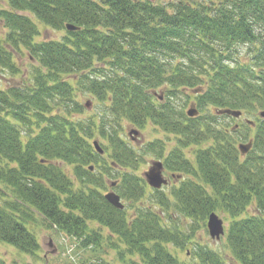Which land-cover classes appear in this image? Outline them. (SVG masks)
I'll return each instance as SVG.
<instances>
[{"label": "trees", "instance_id": "1", "mask_svg": "<svg viewBox=\"0 0 264 264\" xmlns=\"http://www.w3.org/2000/svg\"><path fill=\"white\" fill-rule=\"evenodd\" d=\"M8 4L0 9L6 28L0 67L15 71L14 55L23 49L39 66L30 87L0 88V242L35 253L39 243L29 225L38 213L48 226L77 239L79 247L114 250L121 264H228L204 245L190 251L192 262L172 252L171 246L185 249L190 238L143 204L147 182L131 168L138 155L150 152L164 156L176 175H188L169 198L154 189L158 196L151 201L192 220L205 221L220 209L231 219L226 239L235 263L264 264V122H247L255 130L253 148L241 161L227 129L212 128L219 116L206 111L264 108V0ZM37 22L65 34L37 40ZM70 75L75 82L66 78ZM190 88L198 90L195 103L203 112L194 117L172 101ZM77 91L101 104L99 118L76 116L85 112ZM121 120L139 129L148 123L160 127L174 135L175 146L160 147L156 140L136 148L120 134ZM96 134L108 141L101 145L105 153L111 150L110 164L103 165L94 148ZM209 140L208 148L201 147ZM193 145L199 147L192 160L184 148ZM61 163L72 166L73 174ZM116 165L124 168L114 188L131 202V215L105 198L104 174ZM96 167L101 171L96 173ZM253 202L256 211L248 213ZM98 257L86 264H112ZM0 264L5 260L0 258Z\"/></svg>", "mask_w": 264, "mask_h": 264}, {"label": "rangeland", "instance_id": "2", "mask_svg": "<svg viewBox=\"0 0 264 264\" xmlns=\"http://www.w3.org/2000/svg\"><path fill=\"white\" fill-rule=\"evenodd\" d=\"M157 3L162 4H171L176 3L179 0H153ZM217 1V0H212ZM8 0H0V9L8 8ZM171 8V7H170ZM38 30H39V36L37 37V40H43V39H60L65 34V30H56L49 26H46L42 23L37 22ZM6 32V28L4 26L3 21H0V37H3ZM242 52L241 57L246 56V47L240 48ZM244 54V55H243ZM14 61L17 64L16 70L10 71L9 69H4L0 67V88L1 89H8L10 87L14 88H27L30 87L33 84V71L35 67H38L39 64L32 59L26 49H23V51H19L14 55ZM67 79H70L71 81L75 82V75H70L69 77H66ZM184 93L179 94V96L174 97L172 101L176 105V108L179 110L183 108L185 113L187 114V110L191 107V104L196 101V97L194 95V91L190 89H184ZM77 99H79L82 104L85 106V112L83 114L76 115L77 117L82 118H92L97 119L99 118V112L101 111V104L98 103V101L94 98H92L89 94H84L81 91H77ZM157 93L161 94L164 93V88H158ZM188 95V96H187ZM199 110V108H198ZM215 108L210 107L206 111L215 112ZM264 108H259L257 111H244L240 117H233L231 115L226 116L221 114H217L219 116L217 118V122L215 123V126L219 130L223 131L227 129L228 134L231 138H233L234 144L236 148H238L239 143H246L249 139H252V137L255 134V130L248 127V121H254L255 123L259 124L261 122H264V118L260 116V112L263 111ZM199 114H203L202 111L199 110ZM244 123L247 124V127H245ZM238 125V126H237ZM121 126L123 127V130L120 132L121 135L124 136V138L133 146L136 148L141 149L150 141H160V147L161 144L170 146L169 149L173 148L176 142V138L174 135L169 134L165 131H163L160 127H157L151 123H148V125L143 128L139 129L140 133L135 134L133 133V136L135 139H132L129 137L128 132L131 128L135 127L133 124H131L128 120H121ZM238 128L239 130L236 132H233V129ZM241 134H244V138L241 136ZM95 138L99 139L101 144H107L108 141L106 139H103L99 134H96ZM235 138V140H234ZM92 142V141H91ZM212 143V140L205 141L202 143L201 147L208 148L210 144ZM199 146L193 145L190 147H185L186 153L190 159L193 160L194 157V150H196ZM161 149L158 148L157 152H159ZM110 152L104 153L102 155V158L105 159L103 165L106 163H111V157ZM138 152H141L139 150ZM150 152L141 153L138 155L137 160L131 168L134 170L135 175L145 178L144 173L149 171L151 168L153 162L155 160H162V157L155 158L154 155L149 154ZM241 154V153H240ZM241 156V157H240ZM239 158L241 161H244V158H242L243 155H240ZM164 157V156H163ZM102 161V160H101ZM101 164V162H100ZM61 165L64 167V169L70 173L73 174V168L70 165L63 164ZM123 166L116 165L114 169L109 170L110 172L104 174V180L106 181L107 188L106 193L110 191V189L115 190L116 192L119 191V189L114 188V186L110 185L113 181H119L121 178V172L123 171ZM157 168V167H156ZM94 169V168H93ZM92 170V169H91ZM159 170L164 173V176L169 179V183L166 185H163L160 189V194L164 197H170L173 193V189L175 186H179L180 182L182 180L188 179V175H184V173H176L168 170V168L162 165L159 168ZM96 173L101 171L98 167H96ZM174 173V174H173ZM174 175V176H173ZM74 176V175H73ZM77 185V184H76ZM146 196L141 200L144 205L151 206L156 212H159L162 216L163 221L170 225L171 227H176L175 229L177 231H184L185 234H187L190 238L189 243H186L185 249L181 250L179 248H175L174 246H171L172 252L176 253L181 260L183 261H191L193 254H190L195 246L198 245H204L207 247H211L214 250L218 251L222 254L223 258L227 261L228 264H236L234 259L232 258V253L228 247L227 244V232L228 228L230 226V217L225 212L219 210H216L215 212L221 217L224 221L225 225V233L221 236L220 239L213 238L208 230L207 222L208 218L206 220L196 219L192 220L190 217H187L183 214H181L178 211H174L173 209L166 208L162 209V206L157 204L156 202L151 201V197L154 195H157L156 192L152 187L149 185L146 187ZM118 193V192H117ZM158 196V195H157ZM122 202L125 204V209L127 212V215H131V212L133 209L130 207L131 202L129 200H126L124 198H121ZM141 202V203H142ZM168 206L173 205V202L169 201L166 202ZM255 202L250 204L248 206V213H253V211H256L255 209ZM130 204V205H129ZM170 204V205H169ZM118 208V207H117ZM122 208V209H124ZM121 209V208H119ZM167 211V212H166ZM35 223L29 225V229L36 235L39 248L35 251V253H27L19 250L15 246L6 243V242H0V258L4 259L6 264H86L90 261H98L99 257L102 256L105 260L110 261L112 264H121L120 261L117 260L115 251L105 247L97 250L95 253L92 252L91 247H79L77 244V239H74L72 236L66 234L61 229H58L55 225H49V223L44 221V218L36 213L35 214ZM90 226L92 228H100L104 232V234H108L109 230L105 227H101L97 222H90ZM97 253V254H96ZM134 260L138 261L139 258L134 257ZM125 264V263H122Z\"/></svg>", "mask_w": 264, "mask_h": 264}, {"label": "water", "instance_id": "3", "mask_svg": "<svg viewBox=\"0 0 264 264\" xmlns=\"http://www.w3.org/2000/svg\"><path fill=\"white\" fill-rule=\"evenodd\" d=\"M67 28L70 30L78 29V27H76L73 24H67ZM197 112L198 111L195 107L194 108L192 107L191 109L188 110V114L191 116L196 115ZM218 112L219 113H228V114L236 116V117H239L241 115V111L232 110L230 108L222 109V110H219ZM260 114H261V116L264 117V111H262ZM132 133L138 134V131L137 130H131L130 134H132ZM94 145H95L96 150L99 153L104 152V150L101 147V145L99 144L98 140L94 141ZM251 146H252L251 141L249 143H240L239 149L243 154H245L251 149ZM160 167L162 169V162L154 161L151 168L149 169V171L145 172V177H146L148 183L151 186L156 187V188H160L164 183L167 182V180L162 175V171L159 170ZM90 169H93V166H90ZM114 184L115 183H113L112 185H114ZM105 198L115 207H118L121 209L124 208V204L121 202L120 196L115 191H109L105 195ZM208 230H209L210 235L215 239H220L221 236L224 235V233H225L224 221L215 212H212L209 216Z\"/></svg>", "mask_w": 264, "mask_h": 264}, {"label": "flooded vegetation", "instance_id": "4", "mask_svg": "<svg viewBox=\"0 0 264 264\" xmlns=\"http://www.w3.org/2000/svg\"><path fill=\"white\" fill-rule=\"evenodd\" d=\"M255 123V122H254ZM252 141V146H251V150H252V148H253V137H252V139H251ZM240 144V143H239ZM238 147H239V145H238ZM238 149V148H237ZM251 150H249V152L251 151ZM249 152H247V153H245V154H240V151H239V154H238V156H240V155H243L242 156V158H244V157H246L247 155H248V153ZM241 157V156H240ZM162 160H161V162L163 163L162 165H164V159H163V157L161 158ZM164 174V173H163ZM174 176V175H173ZM181 176V175H180ZM170 181H169V179H168V183H169Z\"/></svg>", "mask_w": 264, "mask_h": 264}, {"label": "bare ground", "instance_id": "5", "mask_svg": "<svg viewBox=\"0 0 264 264\" xmlns=\"http://www.w3.org/2000/svg\"><path fill=\"white\" fill-rule=\"evenodd\" d=\"M213 212H215V211H213ZM212 213V212H211ZM210 213V214H211ZM216 213V212H215ZM210 214H209V216H210ZM217 214V213H216ZM218 215V214H217ZM209 216H208V219H209ZM219 216V215H218ZM221 218V217H220ZM222 219V218H221ZM225 226V225H224ZM207 227H208V222H207Z\"/></svg>", "mask_w": 264, "mask_h": 264}]
</instances>
